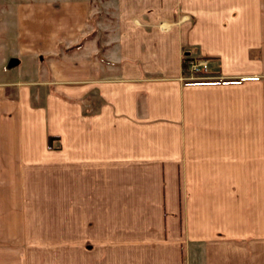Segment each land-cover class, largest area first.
Wrapping results in <instances>:
<instances>
[{"label": "crops", "instance_id": "crops-1", "mask_svg": "<svg viewBox=\"0 0 264 264\" xmlns=\"http://www.w3.org/2000/svg\"><path fill=\"white\" fill-rule=\"evenodd\" d=\"M0 264H264V0H0Z\"/></svg>", "mask_w": 264, "mask_h": 264}, {"label": "built area", "instance_id": "built-area-1", "mask_svg": "<svg viewBox=\"0 0 264 264\" xmlns=\"http://www.w3.org/2000/svg\"><path fill=\"white\" fill-rule=\"evenodd\" d=\"M183 75L182 79L187 81H198L211 79L210 59L204 56L183 55Z\"/></svg>", "mask_w": 264, "mask_h": 264}, {"label": "trees", "instance_id": "trees-1", "mask_svg": "<svg viewBox=\"0 0 264 264\" xmlns=\"http://www.w3.org/2000/svg\"><path fill=\"white\" fill-rule=\"evenodd\" d=\"M80 44V41L79 42H77V43H75V45L74 46H78ZM53 138V136L52 135H49V137H48V140H49V145H51V139Z\"/></svg>", "mask_w": 264, "mask_h": 264}, {"label": "rangeland", "instance_id": "rangeland-1", "mask_svg": "<svg viewBox=\"0 0 264 264\" xmlns=\"http://www.w3.org/2000/svg\"><path fill=\"white\" fill-rule=\"evenodd\" d=\"M3 2V0H1ZM14 1H17V0H8V3H12Z\"/></svg>", "mask_w": 264, "mask_h": 264}]
</instances>
